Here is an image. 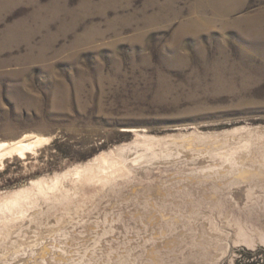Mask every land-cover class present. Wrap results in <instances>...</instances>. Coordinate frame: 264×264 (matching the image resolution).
Returning a JSON list of instances; mask_svg holds the SVG:
<instances>
[{"label":"rangeland","instance_id":"1","mask_svg":"<svg viewBox=\"0 0 264 264\" xmlns=\"http://www.w3.org/2000/svg\"><path fill=\"white\" fill-rule=\"evenodd\" d=\"M0 143V264H264V0H0Z\"/></svg>","mask_w":264,"mask_h":264},{"label":"bare ground","instance_id":"2","mask_svg":"<svg viewBox=\"0 0 264 264\" xmlns=\"http://www.w3.org/2000/svg\"><path fill=\"white\" fill-rule=\"evenodd\" d=\"M239 130V129H238ZM186 137V136H185ZM33 139V138H32ZM148 139V138H147ZM31 140V139H30ZM36 140V139H35ZM39 140V139H38ZM253 140V139H252ZM145 141V140H144ZM167 141V140H166ZM193 141H195L194 140V138H192V139H181V140H168L167 141V143L166 142H161L159 145H158V143H156V144H154L153 142L154 141H151L150 143L148 142V144H146L145 145V150H143V152H142V154L140 155V156H138V157H136L134 160H135V162L137 163L138 161H152L155 157H158V156H162V157H164V156H166L167 155V157L168 156H175V155H178V154H182L183 152H187L188 150H189V152L190 151H192V148L194 149V142ZM142 142V141H141ZM157 142V141H156ZM160 142V141H159ZM2 143V142H1ZM1 143H0V145H1ZM7 144V143H6ZM21 145H20V147H21V149L23 150V149H25V148H31L35 143H34V141H28V142H21L20 143ZM139 144H141V143H139ZM143 144V143H142ZM141 144V145H142ZM3 145V144H2ZM134 145V144H133ZM132 145V146H133ZM137 145V144H136ZM10 146V145H9ZM15 146V145H14ZM139 146V145H138ZM143 146V145H142ZM0 147H2V146H0ZM20 147L18 148V149H20ZM129 147V146H128ZM233 147V146H232ZM130 149H131V147H129ZM1 149V148H0ZM9 149H10V147H9ZM13 149H15V147H13ZM126 149V148H125ZM124 149V151H125V153H126V155L127 154H129V153H127V151H130V149H126L125 150ZM133 149V148H132ZM3 150V149H2ZM5 150V149H4ZM17 150V149H16ZM138 150V149H137ZM195 150V149H194ZM6 151H8V150H6ZM15 151V150H14ZM24 151H26V150H24ZM134 151V150H133ZM139 151H142L141 150V148H140V150ZM11 152H13V151H11ZM17 152H18V150H17ZM21 152V151H20ZM23 152V151H22ZM136 152V151H135ZM24 153V152H23ZM133 153V152H132ZM140 153V152H139ZM225 154H226V152H225ZM3 155V154H2ZM136 155H137V153H136ZM227 155V154H226ZM131 156V155H130ZM129 156V157H130ZM134 156V155H133ZM167 157H165V158H167ZM125 158V157H124ZM131 158V157H130ZM172 158V157H171ZM105 159V158H104ZM129 159V158H128ZM127 159V160H128ZM132 159V158H131ZM157 159V158H156ZM130 160V159H129ZM128 160V161H129ZM104 161V160H103ZM228 161V160H227ZM106 162H108V160H106L105 159V163ZM123 162V161H122ZM130 162V161H129ZM146 163V162H145ZM144 163V164H145ZM101 164H103V163H101ZM108 164V163H107ZM124 164V163H123ZM126 164V163H125ZM135 164V163H134ZM148 164V163H147ZM147 164H146V166H147ZM112 165V164H111ZM121 165V164H120ZM137 165V164H136ZM139 166H140V164H138ZM142 165V164H141ZM100 166V165H99ZM105 166V165H104ZM145 166V165H144ZM98 167V166H97ZM101 167V166H100ZM102 167H103V165H102ZM142 167V166H141ZM99 168V167H98ZM124 168V167H123ZM97 169V168H96ZM100 169V168H99ZM105 169V168H104ZM77 170V169H76ZM104 171H106V169L104 170ZM117 171V170H116ZM76 172V171H75ZM96 170L93 168V169H90V170H84V171H81V172H77L75 175H73V174H71V175H73V177H70L71 178V180L73 179V182L72 183H74L73 184V186H71V187H69L68 188V190H67V193L69 194L70 193V191H74L75 190V192L76 191H78L77 192V195H78V193H81V191H80V188L78 187V183L77 182H80V180H82V182L84 183L85 182V180L88 182V181H90V180H92L95 176H96ZM98 174H99V172H98ZM102 174V173H101ZM69 175V174H68ZM111 177V176H110ZM109 178V177H108ZM69 179V178H68ZM62 180V179H61ZM92 182V181H91ZM90 182V183H91ZM62 184V183H61ZM65 184V183H64ZM87 184V183H86ZM88 185V184H87ZM50 187V186H49ZM81 187V186H80ZM54 188V187H53ZM57 188V187H56ZM79 188V189H78ZM60 189V188H59ZM57 190V189H56ZM61 190V189H60ZM81 190H82V188H81ZM50 191H51V189H50ZM55 192V191H54ZM56 192H58V190L56 191ZM63 192V191H62ZM83 192V191H82ZM61 193V192H60ZM67 194V195H68ZM84 194V193H83ZM48 195H50V192H49V194ZM52 195V194H51ZM50 195V196H51ZM58 195H59V193H58ZM66 195V194H65ZM73 195H75L74 193H73ZM22 196V195H21ZM55 196H57V195H55ZM62 196V195H61ZM60 196V197H61ZM68 196H70V195H68ZM67 196V197H68ZM76 196V195H75ZM19 197V196H18ZM35 198H36V196H34ZM29 198H32V197H29ZM62 198V197H61ZM20 198H18V200H19ZM23 199V198H22ZM22 199H20L19 201H21ZM25 199V198H24ZM28 199V198H27ZM34 198H32V200H33ZM12 200V199H11ZM15 200V199H14ZM17 200V199H16ZM29 200H31V199H29ZM19 201H18V203H19ZM23 201V203H24V200H22ZM34 201H36L35 203H37V200H34ZM14 202H16V201H14ZM13 202V203H14ZM30 201H28L27 203H29ZM31 202H33V201H31ZM69 202V201H68ZM9 203V202H8ZM34 203V204H35ZM43 203V202H42ZM48 203V202H47ZM11 204H12V201H11ZM22 204V203H21ZM69 204V203H68ZM246 204V203H245ZM13 205V204H12ZM19 205H20V203H19ZM8 206V205H7ZM24 206V205H23ZM26 206V205H25ZM29 206V205H28ZM6 207V206H5ZM13 207V206H12ZM31 207V206H30ZM35 207V206H34ZM58 207H60V204H58V205H56V206H54V210H56ZM9 208V207H8ZM14 208V207H13ZM20 208V207H19ZM21 208H24V207H21ZM29 208V207H28ZM74 208V207H73ZM10 210H11V208H10ZM13 210H15V208L13 209ZM23 210V209H22ZM54 210H53V212H54ZM20 211V210H19ZM27 211V210H26ZM52 212V211H51ZM15 213H16V211H15ZM22 213H24L23 211H22ZM21 213V214H22ZM20 214V213H19ZM15 215V214H14ZM18 215V214H17ZM16 216V215H15ZM19 216V215H18ZM17 216V217H18ZM4 217V216H3ZM40 218V217H39ZM42 218V217H41ZM9 219V218H8ZM21 219V218H20ZM19 221V220H18ZM97 221V220H96ZM43 222V221H42ZM15 224V223H14ZM55 226V225H54ZM53 227V226H52ZM51 228V227H50ZM7 230V229H6ZM16 230V229H15ZM56 230V229H55ZM5 231V230H4ZM8 232H9V230H8ZM3 235H4V233H2ZM5 234H7V233H5ZM14 234V233H13ZM19 234V233H18ZM12 236V235H11ZM27 236V235H26ZM36 236V235H35ZM17 237V236H16ZM2 238V237H1ZM7 238H8V236H7ZM27 238V237H26ZM39 238H40V236H39ZM12 239H13V241H11V238H10V242H14V240H15V238L14 237H12ZM17 239H18V237H17ZM20 240H21V238H19ZM43 239V238H42ZM9 240V239H8ZM39 239H37V238H35V237H31V238H27L22 244H23V249L24 250H28L29 251V249H33L34 247H33V242L34 241H38ZM3 241V240H2ZM6 241H7V239H6ZM4 242V244L5 243H7V242H9V241H7V242ZM16 241V240H15ZM23 241V240H22ZM42 241V240H41ZM40 241V242H41ZM40 242H37V243H40ZM15 243V242H14ZM16 243H18V242H16ZM35 243V242H34ZM13 244V243H12ZM21 244V243H20ZM30 244H32V245H30ZM14 245V244H13ZM16 245V244H15ZM37 245V244H36ZM1 246V245H0ZM7 246V245H6ZM12 246V245H11ZM38 246V245H37ZM19 247H20V245H19ZM2 248V249H1ZM36 248V247H35ZM21 249V248H20ZM0 250H2V252H3V256H5L4 258H5V260L7 259V258H9V257H12L13 258V256L14 257H16V258H18L17 257V255H14V254H12L11 253V251H10V248L8 249L7 247H3V245H2V247H0ZM20 251V250H19ZM18 251V252H19ZM33 251V250H32ZM31 251V252H32ZM23 252V251H22ZM34 252V251H33ZM19 255H20V253H18ZM26 254V253H25ZM28 254V253H27ZM18 255V256H19ZM2 256V255H1ZM3 258V259H4ZM8 260V259H7ZM13 260V259H12ZM17 260V259H16ZM11 262V260L8 262V263H10ZM1 263V262H0ZM15 264V263H14Z\"/></svg>","mask_w":264,"mask_h":264}]
</instances>
